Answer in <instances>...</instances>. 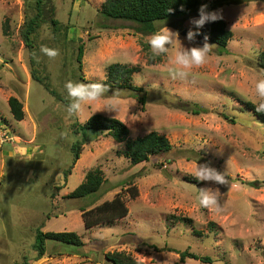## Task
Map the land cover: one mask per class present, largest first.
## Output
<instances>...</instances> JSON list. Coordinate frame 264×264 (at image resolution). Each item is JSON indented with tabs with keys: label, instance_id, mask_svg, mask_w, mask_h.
I'll return each instance as SVG.
<instances>
[{
	"label": "rangeland",
	"instance_id": "obj_1",
	"mask_svg": "<svg viewBox=\"0 0 264 264\" xmlns=\"http://www.w3.org/2000/svg\"><path fill=\"white\" fill-rule=\"evenodd\" d=\"M105 1L46 0L30 48L21 31L42 11L39 0H0V129L15 138H0V264H19L33 255L37 228L75 232L85 246L48 241L46 256L32 264H108L111 253L142 264H264V123L245 104L255 99L254 84L264 78L258 63L264 52V0H229L214 10L233 33L227 52L207 40L214 45L207 64L185 80L168 74V54L150 61L146 46L152 34L103 17ZM199 9L158 23L157 31L165 24L178 31L184 47H202L205 40L189 42L183 35L189 29L200 34L205 26L190 23ZM41 45L59 55L49 59ZM113 64L139 68L132 82L145 90L146 104L131 90L108 87L109 95L119 92V112L93 115L121 120L132 139L158 132L173 149L134 166L123 155L125 143L102 134L85 144L65 183L62 170L73 166L72 146L81 140L73 125L87 122L95 109L68 117L67 106L50 89L69 100L66 81H105ZM11 97L24 105L20 122L11 113ZM188 108L204 112L195 115ZM196 162L225 173L229 185L195 180L190 173ZM97 166L106 179L101 191L86 199L66 198ZM206 187L219 188L221 212L199 205V189ZM117 195L129 214L87 229L80 207L90 210ZM186 251L213 262L183 261Z\"/></svg>",
	"mask_w": 264,
	"mask_h": 264
},
{
	"label": "trees",
	"instance_id": "obj_2",
	"mask_svg": "<svg viewBox=\"0 0 264 264\" xmlns=\"http://www.w3.org/2000/svg\"><path fill=\"white\" fill-rule=\"evenodd\" d=\"M46 0H39V8L42 11L36 17L31 18L26 22L22 29V37L25 45L34 48V39L37 31L41 26V18L44 13L42 5ZM229 0H213L211 2H204L203 0H106L102 6L101 15L109 20L130 22L135 25V30L139 33L153 34L157 31V24L160 22H167L172 19L183 18L202 5H207V9L214 11L225 5H230ZM172 10L169 12V10ZM40 16V17H39ZM54 27L58 26V21L53 20ZM56 31V29H55ZM6 34V33H5ZM200 34L207 37L208 41L213 42L218 46L220 52H227L229 40L232 38V31L227 29L226 23L223 20L205 24ZM149 50V45L146 46ZM84 47L79 46L77 61L79 70L83 69ZM150 61L155 58L152 53H149ZM259 67L264 72V52H262L258 59ZM139 72L138 67H131L121 64H113L108 69L107 79L102 81L107 87H120L131 90L137 93V100L142 104H146V97L144 89L133 84V76ZM33 79H37L36 74L32 73ZM40 81V80H39ZM41 82V81H40ZM52 95L58 97L66 106L70 103L67 99H62L56 90L50 89ZM263 123L264 114L258 113L252 102L245 103ZM11 113L14 119L18 122L24 120L25 112L23 111V103L16 97H11L9 100ZM185 111L195 115H199L204 111L197 108H188ZM73 134L80 136L81 140L75 142L72 146L73 163L70 168L62 170L65 183H67L69 176L72 173V168L79 160L81 152L92 138H98L100 135L111 137L119 143H125V150L123 155L131 160L134 166L148 163L153 157L163 155L172 151L173 146L169 139L159 134L158 132H151L144 137L132 139L130 137L129 128L122 123L121 120L113 117H107L103 114H95L85 123L76 121L73 125ZM106 179L100 168L97 166L89 170L84 182L80 184L74 191H72L66 198L70 200L86 199L96 196L105 184ZM57 191L61 187L57 186ZM132 196H138V191L135 186L130 188ZM84 225L87 229L93 228L100 224H112L129 214V208L125 204L123 198L117 195L113 200L106 201L93 209H86L80 207ZM35 243L33 244V255H25L19 264H32L33 261H40L47 254V242L52 241L63 245L81 248L85 246L80 236L75 232H44L41 228L35 231ZM187 258L200 260L204 263H212L213 260L209 257H201L196 254L186 251L182 253L181 259L184 261ZM106 259L108 264H142L134 260L130 256L123 253L107 254Z\"/></svg>",
	"mask_w": 264,
	"mask_h": 264
},
{
	"label": "clouds",
	"instance_id": "obj_3",
	"mask_svg": "<svg viewBox=\"0 0 264 264\" xmlns=\"http://www.w3.org/2000/svg\"><path fill=\"white\" fill-rule=\"evenodd\" d=\"M171 11L170 9L169 12ZM198 11V18H192L190 20V23L194 25L196 29L202 28L207 23L223 19L219 10L208 11L207 5H202ZM198 34V31L189 29L186 39L189 42H193ZM147 42L153 57L168 54V74L173 79L181 80L188 79L193 75L194 70L200 69L207 64L209 53L214 46L207 43V37H205V43L202 47L194 46L186 48L179 39L178 31L169 29L165 24L158 31L153 33L148 38ZM40 52L52 60L59 55L58 49L49 48L45 45H41ZM38 59L37 57V60ZM64 88L70 100L66 108L68 117L75 116L79 118L89 109H95L92 115L95 112L101 111L118 113L120 110L119 92L115 91L109 95L110 89L104 83H83L68 80L64 83ZM254 96L255 99L252 102L256 112L264 114V78L258 79L255 82ZM190 175H192L195 180L201 182H213L217 185H229L230 183L225 173L217 171L208 163L198 164L196 162ZM220 195L221 192L219 188H200L197 199L201 207L219 213L223 210L219 202Z\"/></svg>",
	"mask_w": 264,
	"mask_h": 264
},
{
	"label": "built area",
	"instance_id": "obj_4",
	"mask_svg": "<svg viewBox=\"0 0 264 264\" xmlns=\"http://www.w3.org/2000/svg\"><path fill=\"white\" fill-rule=\"evenodd\" d=\"M4 139H1L2 142H12L15 138L13 136L9 137L7 133L3 132L1 129H0V138H3Z\"/></svg>",
	"mask_w": 264,
	"mask_h": 264
},
{
	"label": "water",
	"instance_id": "obj_5",
	"mask_svg": "<svg viewBox=\"0 0 264 264\" xmlns=\"http://www.w3.org/2000/svg\"><path fill=\"white\" fill-rule=\"evenodd\" d=\"M188 31H189V30L184 31V32H183V35H184V36H187V32H188ZM195 40H196V41H200V40L203 41V40H205V37L202 36V35H200V34H198V35L196 36Z\"/></svg>",
	"mask_w": 264,
	"mask_h": 264
}]
</instances>
